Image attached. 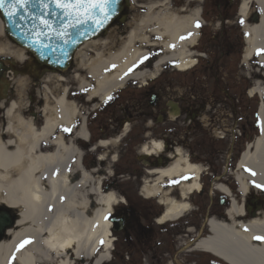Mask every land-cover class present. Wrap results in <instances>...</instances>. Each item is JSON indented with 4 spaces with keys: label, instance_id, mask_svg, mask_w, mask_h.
I'll list each match as a JSON object with an SVG mask.
<instances>
[{
    "label": "bare ground",
    "instance_id": "1",
    "mask_svg": "<svg viewBox=\"0 0 264 264\" xmlns=\"http://www.w3.org/2000/svg\"><path fill=\"white\" fill-rule=\"evenodd\" d=\"M250 3L258 16L255 22L244 25L246 48L242 64L249 71L248 78L254 81L248 96L251 98L257 93L261 105L259 133L238 159L233 173L241 201L252 192L264 199V189L255 186H264V52L256 54L257 50L264 49V0L242 2L239 15L245 22ZM194 18L195 14L187 18L168 14L155 16L151 30L162 38V46L151 72L143 64L147 53L133 47L135 38H143L145 25L121 39L113 50L107 49L112 45L109 37L84 44L74 58L84 76L75 74L74 81L86 101L95 103L93 111L123 90L127 83L145 85L148 78L157 77L161 66L168 61L174 62L181 72L192 68L195 61L188 47L194 41L191 34ZM3 27L0 20V56L25 61L23 50H9L8 42L3 39ZM256 62L262 70L259 77L250 68H255ZM250 73H254L253 77ZM56 78L59 83L53 89L48 87L51 77L41 81L44 89L39 94L43 99L42 123L25 119L19 112L17 100L8 106L0 102V206L17 212L14 226L0 240V264H88L84 260L103 264L110 258L113 235H110L111 224L106 217L123 199L111 191L102 192L103 178L97 176L98 171L83 170L81 153L73 140L66 139L64 129L85 141L82 124L85 118L77 105L66 98L68 88L61 86L64 77ZM9 79L15 84L11 76ZM123 131L125 133L127 127ZM120 139L117 136L97 146L106 149ZM44 143L49 147L48 152L43 150ZM142 148L148 156L156 150L154 142ZM106 159L104 154L99 158L101 162ZM201 175V167L190 164L180 155L167 168L147 173L150 180L144 179L140 191L144 198L157 199L164 205L159 223L185 218L191 211L190 194L201 189ZM173 178L181 180L178 198H172V192L162 189V183ZM214 187L231 201L224 216L206 219V235L194 239L193 250L209 252V256L224 264H264V239H255L264 237V207L258 212L246 213L241 208L242 202H237L229 189L220 185ZM25 241L30 243L20 247Z\"/></svg>",
    "mask_w": 264,
    "mask_h": 264
},
{
    "label": "flooded vegetation",
    "instance_id": "2",
    "mask_svg": "<svg viewBox=\"0 0 264 264\" xmlns=\"http://www.w3.org/2000/svg\"><path fill=\"white\" fill-rule=\"evenodd\" d=\"M239 3L240 0H128L123 16L117 18L110 28H114L113 30L119 36L117 37L118 40L114 41V48L119 45V40L138 27L145 25L142 32L143 38H135L133 47L134 49L137 48L143 52L150 53L145 60V65L150 66L148 71L151 72L154 65L153 62L159 56L160 47L162 46V38L158 33L151 30L155 16L168 14L174 18H187V16L195 14L196 18L191 22V34L194 41L189 47L195 49L192 53L197 56L199 52H203L207 58L205 63L208 65L214 63V61L219 63L221 56H224L230 63L236 62L244 49L243 44L246 38L244 24H251L258 16L256 10L250 5L248 10L249 17L245 22L239 15ZM197 23H199L200 27L195 26ZM31 63L33 64L28 65V63H25L18 66L9 64L7 65L8 68L15 70V74L4 73L0 77L18 75L35 77L34 74H39L41 71L34 61ZM175 68L174 62H169L161 68V71L175 74ZM23 69L24 71H22ZM71 70L68 71L70 72ZM161 75L162 73L157 79L149 80L146 88L139 89V92H142L139 94H144L143 99L146 96L145 103H143L144 101L140 103L142 108L141 110L139 109V113H142L143 116L148 114L151 116L150 125L129 126L128 131L123 134L126 142L125 148H122V157L128 163V170L125 172L127 176L125 181L128 182L125 194L127 205L125 208L117 210V217L125 219L124 224L128 227V234L132 236L129 244L131 245L132 254L135 255L133 264H140L144 260L146 261L145 264H180L182 261L175 254L178 251L180 252V250H176L175 253L172 252L170 256L165 258L161 256L153 258L143 255V251H147V246H150L154 240L152 228H156L157 224L155 221L163 212L162 208H160L157 212L152 213L149 219H146L145 215L142 214V210L148 206H143L141 203L149 205V202L141 200V179L147 176L149 170L167 168L173 160L178 158V155L184 157L190 163H199L203 171L206 169H211L214 172L220 171L223 167L222 164L225 163L233 167L235 166L236 158L240 155L246 142L253 137L257 128L256 110L259 106L258 100L244 98L233 101L223 100V102H218L212 100V102H207L206 97L198 94L197 88L190 86L188 91L195 95L188 94L186 84L177 80L175 81L176 86L182 89L180 98L176 102H163L161 88L168 86L169 83L162 85L158 81ZM181 83H183L182 86L180 85ZM1 87L0 85V91H2ZM243 90L246 92L245 89ZM75 92L76 90L71 91L69 97L80 101ZM31 95L33 96L34 94ZM31 95L27 97L30 101V106L26 110L29 115H34L36 112L34 107L37 103L35 105V102L31 101ZM117 99L115 98L107 105H114ZM5 100L9 101V97L7 96ZM38 103V110H40L42 101ZM148 106L149 109L147 108ZM219 106H222L223 109H220ZM80 108L81 111H85V108ZM125 113H129V109L125 110ZM174 113L178 115L175 116ZM89 115L86 116V129L88 131L85 141L80 140L76 133L72 131H66V139L74 141V146L83 155L81 165L90 171L96 163V153H92V151L96 149L98 141L109 139L110 136H115L118 132L121 133L124 121L122 120L119 123V127L117 126L116 130L110 131L108 127L106 129L100 127L103 123H96V120L91 116L89 117ZM128 116L132 118L131 115ZM32 120L42 123V114L39 115V118H32ZM77 125L78 123L76 127ZM95 125H99L100 130ZM148 129H150L149 132H147ZM238 135H242V137H238ZM150 138L155 143L156 150L154 155H140L142 144H149ZM43 147V150L48 152V145L44 143ZM228 155L230 158L226 160ZM134 162H137L136 165L133 164ZM140 164L143 167L138 170L137 166ZM204 165L205 167H203ZM131 178L135 182H132ZM108 182H112V179ZM180 183L181 180L177 178L165 180L162 183V189L172 192V198H178L177 188ZM201 185L204 190L205 188L207 189L209 185L208 178H204ZM189 199L190 203L192 199L195 200L194 196ZM217 203L220 207H224L226 204L223 199H218ZM246 207L249 211L258 212L264 207L263 197L256 196L255 200L249 197ZM216 208L213 209L217 210ZM2 210L0 209V213ZM5 223L8 222L4 221L1 226ZM175 225L176 227L169 228ZM182 227V223H175L174 225L156 229L162 230L163 233L171 229V232H173L171 239L175 242L182 236L180 232ZM4 235L5 233L1 237H4ZM172 246L175 247L177 245L172 244ZM184 262L186 261L184 260ZM206 264L218 263L208 262Z\"/></svg>",
    "mask_w": 264,
    "mask_h": 264
},
{
    "label": "rangeland",
    "instance_id": "3",
    "mask_svg": "<svg viewBox=\"0 0 264 264\" xmlns=\"http://www.w3.org/2000/svg\"><path fill=\"white\" fill-rule=\"evenodd\" d=\"M114 28L110 29L108 32L110 33L111 42L112 45L107 47V49L113 50L114 46V41L117 39L118 34L113 30ZM108 33V34H109ZM107 34V35H108ZM106 35V36H107ZM116 35V37H115ZM5 38H3L5 41L8 42V47L9 50L14 52L17 49L22 50L19 46H16L10 38L5 35ZM115 37V38H114ZM105 38V37H103ZM193 50V49H189ZM86 52V51H85ZM27 58L24 62L28 61L31 62L33 60V57L28 55H24ZM239 59L236 62L230 63L227 59L224 58V56L220 57L219 63H214L208 65L205 63L207 61V58L205 59H199V64L196 65L193 69L189 70V72L185 73H179L176 72L173 74L172 72H160L162 73L161 77H159V82L162 85H165L169 83L168 86L162 87L161 92H163V102L166 101H178L182 94V89L178 86H176L177 80H180V82H183L186 84L187 88V93L188 94H193L192 92L188 91V88L190 86H194L198 90V94L206 97L207 102H212L213 101H218V102H223L225 101H233V100H242L245 97L244 95V90L247 87L252 86L251 80L247 79V75L249 74V71H247L244 66L242 65L240 67V62L241 58L238 57ZM13 62H16L15 65L18 66L19 63L17 62L16 59H12ZM22 62V63H24ZM21 63V64H22ZM33 64V63H31ZM73 66H71V71H63L61 74H53V72L50 73H45V68L40 69L39 74H34L35 77H32L30 75H18V77L11 76L15 84L10 81H5L4 84L6 85V89L8 86H10V91L8 92L7 96L9 97V100H17L19 103V112H22V115L24 116L25 119H30V116L28 113H25V108L30 104L29 97L31 94H34L33 96L31 95V101L35 102L34 109L36 110V114L39 111V103L41 102V96H39L40 93L44 92V89L42 88V83L41 81L44 80L46 77H51L50 83L48 87L50 89H53L58 85L59 82H57L58 77H64L65 81L62 83L61 86L68 87L70 90L75 89L76 83L74 81V75L78 74L82 77L84 76V73L80 72L78 70V66L75 63V60L73 59ZM145 65V64H144ZM255 68L257 72L262 73V70L258 68V63H255ZM208 67V68H207ZM150 69V66H146V69ZM251 69L252 66L250 67ZM24 71V69L22 70ZM184 76H182V75ZM254 73H250V76L253 77ZM260 76V75H259ZM257 75V77H259ZM183 83L180 85L182 86ZM128 85L124 90H121L117 93L116 98L117 101L114 105H109L106 106V103L101 106L99 109H96L94 112L92 111V107L88 105L85 100V98L82 96L81 93L75 92L78 97L80 98V101L74 100L77 104V107H83L85 108V112L83 114L86 115L89 113V117L91 116L94 120H96V123L99 124V122L103 123V128L106 129V125L108 126L110 131L116 130L117 126L119 127V123L124 119V122H126L125 125L133 126V127H138V125L141 124H146L150 125L151 121V116L148 114L146 116H143L142 113H139V109L141 110L142 106L140 105L141 102L145 103L146 101V96L145 99H143L144 94H139L142 92H139L141 84L138 82H129L127 83ZM70 86V87H69ZM142 88V87H141ZM165 88V89H164ZM243 90V91H242ZM34 91V92H33ZM33 92V93H32ZM11 93L13 95H11ZM1 95V94H0ZM115 97V95H113ZM1 97V96H0ZM256 99V97H254ZM71 101V99H70ZM3 102V101H0ZM80 102V103H79ZM148 103V102H147ZM95 104V103H94ZM255 104V103H252ZM43 105V102H42ZM149 109V106L147 107ZM220 109H223L222 106H219ZM81 109V108H80ZM129 109V113H125V110ZM80 111V110H79ZM87 112V113H86ZM131 115L132 118H130ZM123 117V118H122ZM31 120V119H30ZM97 129L100 130L98 126L95 125ZM94 127V129H95ZM121 127V126H120ZM150 129H148L147 132H149ZM241 133V132H240ZM116 137L119 136V132ZM115 136L109 137L111 140L116 139ZM239 137H242L240 135ZM108 139H104V141H107ZM250 141V140H248ZM125 142L126 139L119 140L116 144H111L108 146L103 152L97 151V155H108L107 156V161L104 163L99 164V161H96L94 168H98V173L97 176L100 177H105L109 178L108 180L112 179V182L106 183L103 185L102 192L109 193V191L113 192L116 194L117 197H125L126 195V185L127 181H125V178L127 176L125 175V172L128 170V163L125 159H123V149L125 148ZM133 142V141H132ZM132 142H130L132 144ZM130 144V145H131ZM123 148V149H122ZM230 156L228 155L226 157V160L229 159ZM137 162H134L133 164L136 165ZM193 164H196L193 163ZM222 168L220 171H212L211 169L207 171V175L204 178H208L209 185L208 188L204 190V192H199V193H194V199H192L191 204V213L188 214L185 219H183V227L181 229V234L182 236L175 242L172 241L171 235L173 232H171V229L162 232V230L156 229L159 228L155 226L156 228H152L154 240L152 241L151 245L147 246V251H143V255H148L149 257H168L171 255V253H175L176 250H179L183 248V251L181 252H176L180 258L181 262L180 264H199V263H207V262H214V263H219L217 260L211 258V257H205V255H202L201 253H196L195 251L192 250V244L194 239L198 235L204 236L206 234L205 231V223L206 219L211 218V217H221L224 216L225 211L227 210V206L224 207L225 209H222L217 203V199L220 196L221 198H224L226 201H228V198H225L217 190H215V185H220L224 189H230L232 191V194L236 198L237 202L240 203L241 197L237 192V187L235 185V182L233 181L232 176L228 174L229 169L231 166L227 165V163L222 164ZM143 167L141 164L137 166V169L140 170V168ZM205 167V165L203 166ZM113 177V178H112ZM132 182H135L133 178H131ZM206 181V180H205ZM255 193L252 192L251 196L253 197ZM254 198V197H253ZM253 200V199H252ZM264 200V199H263ZM213 203V204H212ZM143 206H148L144 203H141ZM217 207V208H216ZM213 208H216L217 210H214ZM158 206L157 204L152 201L150 205L147 208H144L142 210V214L145 215L146 219H149V217L152 215V213L158 211ZM15 211H11V214H14ZM176 227H169V228H174ZM187 227L191 228L192 232H187L186 229ZM127 229L124 230L126 237L128 238V241L125 243L127 245L123 244V234L121 233H113V249L110 252V260L103 264H133V261L135 259V255L132 254L131 252V247L129 244V239L132 238L131 235L127 233ZM171 240V242H170ZM172 244H176L177 246L173 247ZM184 260L186 262H184ZM86 263L90 264V261L84 260ZM145 260L141 262L140 264H145ZM221 264H224L221 262Z\"/></svg>",
    "mask_w": 264,
    "mask_h": 264
},
{
    "label": "snow or ice",
    "instance_id": "4",
    "mask_svg": "<svg viewBox=\"0 0 264 264\" xmlns=\"http://www.w3.org/2000/svg\"><path fill=\"white\" fill-rule=\"evenodd\" d=\"M118 4L119 0H0V10L15 27H21L26 18L32 22L31 27L27 28V32L22 34L26 38L31 34L33 44H41L40 38L42 36H51L53 33L58 39L68 43V40L64 39L69 35L66 31L67 28L86 23L88 20H94V13L97 9L105 20L109 19L117 10ZM57 10L60 11L57 12ZM49 16L62 25L58 30L52 20L46 19ZM65 18H68V23H64ZM17 20L20 23H17ZM195 26L200 27L199 23ZM182 39L184 38L182 37ZM42 46L50 47V45ZM262 52L264 49L257 50L256 54L260 55ZM64 131L70 130L64 129ZM255 186L264 189V186ZM255 239H264V237H255ZM26 243H30V241H25L20 247Z\"/></svg>",
    "mask_w": 264,
    "mask_h": 264
},
{
    "label": "water",
    "instance_id": "5",
    "mask_svg": "<svg viewBox=\"0 0 264 264\" xmlns=\"http://www.w3.org/2000/svg\"><path fill=\"white\" fill-rule=\"evenodd\" d=\"M124 0H119L117 10L111 15L109 19H104L103 15L97 9L94 13V20H88L86 23L78 24L74 27H69L66 31L69 33L64 39L68 40V43H64V40L58 39L53 33L51 36H42L41 44H33V37L31 34L26 38L22 33L27 32V28L31 27L32 22L25 19L21 27L13 26L8 18L0 10V17L5 26V33L10 39L21 48L35 57L36 62L41 66H46L52 69L65 70L69 67V63L73 52L81 45L82 42L91 40V38L98 37L102 31L116 18L122 11V3ZM54 7V6H52ZM60 10H57L59 12ZM46 19L52 20V17H46ZM99 21V22H98ZM56 29L58 30L62 25L59 21L52 20ZM17 23H20L17 20ZM39 22L37 21V24ZM64 23H68V18H65ZM42 45H50V47H43ZM4 70L0 63V73ZM111 222L115 225L114 230L121 229V225L116 224L114 219ZM12 223L3 225L0 231V235L5 227L10 226Z\"/></svg>",
    "mask_w": 264,
    "mask_h": 264
}]
</instances>
